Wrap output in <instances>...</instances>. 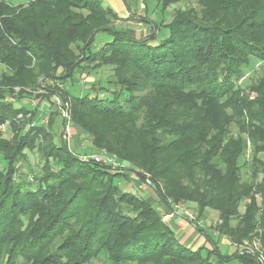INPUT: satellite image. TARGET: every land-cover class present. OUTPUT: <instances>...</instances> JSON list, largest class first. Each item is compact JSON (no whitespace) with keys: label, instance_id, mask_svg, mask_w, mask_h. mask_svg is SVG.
I'll return each instance as SVG.
<instances>
[{"label":"trees","instance_id":"1","mask_svg":"<svg viewBox=\"0 0 264 264\" xmlns=\"http://www.w3.org/2000/svg\"><path fill=\"white\" fill-rule=\"evenodd\" d=\"M15 1L0 0V65L20 64L13 75L0 70V125L9 122L14 130L26 125L16 143L0 140L6 163L0 170V264L19 259L25 264H264L258 254L222 253L208 235L206 246L191 250L156 209L157 202L170 207L188 201L201 212L212 206L229 227L239 204L251 201L243 218L245 234L264 227V78L251 88L239 84L256 63H264V0H196L195 7L187 6L169 22L147 12L141 20L151 34L141 38L115 25L106 30L92 25L89 32L90 20H97L77 11L111 17L115 24L122 19L101 0ZM154 1L163 3L164 11L189 2ZM102 34L111 40L98 49ZM74 44L81 58L69 49ZM33 60L36 68L27 70ZM105 66H113L114 75L70 105L106 121L96 145L121 165L156 174L183 170V177L167 183L169 195L153 189L157 199L145 200L123 192L117 184L123 174L82 160L59 142L55 113L47 131L37 120L40 107L32 112L7 102L15 97L13 86L27 87L40 77L56 80L60 68L65 70L60 79L68 80ZM143 89L151 91L147 100L137 95ZM133 144L139 165L130 155ZM161 150L170 159L161 160ZM27 152L43 162L42 173L31 169L34 183L18 176L29 164ZM162 161L167 166L158 169ZM135 173L145 178L141 170ZM182 180L189 185L182 186Z\"/></svg>","mask_w":264,"mask_h":264},{"label":"rangeland","instance_id":"2","mask_svg":"<svg viewBox=\"0 0 264 264\" xmlns=\"http://www.w3.org/2000/svg\"><path fill=\"white\" fill-rule=\"evenodd\" d=\"M101 1L104 7L111 8L116 12L120 13L121 15L125 14L126 10L127 16L126 18L121 19L115 24L112 21L113 19L111 17L91 15L90 12L86 10L77 11V13L82 14V16H84L87 20H90L91 18L97 20V22L90 20L87 25L88 31L90 32L92 28V30H95L98 26H104L106 30L108 28H112L110 26L115 25L116 27L127 31L129 34L135 35L138 38L145 37L151 34L149 26H147L141 20V18L145 17V14L147 12H149L152 19L157 20L158 22L164 19L166 22H169L179 12L183 13L187 6H196V0H189V2L183 1L178 5H171L164 11L163 3L158 4L154 0H150L148 4H146L144 0H127V5L130 8L129 11L126 3H124L123 0ZM21 2L24 3V1L19 0L13 2V4L15 5ZM92 25L94 26L90 29ZM110 40L111 38L108 37L107 34H102L98 37L95 47L99 49L103 46V43L108 42ZM66 48L67 46L65 45L64 51H67ZM69 49L73 51L75 58L82 57V52L77 48L76 44L70 45ZM36 64V61L33 60L32 64H30L29 67H26L27 70L28 68L30 70H33L34 67L36 68ZM19 65L20 64H15L12 69L0 65V70H4L7 74L13 75L12 72L14 74L18 73L20 67ZM113 70V66H105L100 68L99 73L95 72L92 75H88L86 73H79L74 79L72 78L66 80L60 79V77L64 76L65 74V70L63 68H60L59 70H56V80H49L47 82L40 77L37 81H34L31 85L27 87L20 88L13 86L11 90L15 97L8 98L7 102H13L15 103L16 107H24L32 112L35 110H37L38 112V108L40 107L37 120L40 121V126H43L47 131H49L48 127L51 125V114L55 113L57 118L54 125L56 127L54 129V132L59 137V142L65 144L69 151L74 153L82 160L91 161L94 160L95 157L101 156L103 161L100 164L110 167L109 171L111 172V174H123V176L120 177L117 182L123 192L130 191L131 193L142 197L145 200L157 199L154 190L158 189L162 190L163 194L169 195L170 190L167 187V183H172L174 178L176 177H183V170L176 171L173 174H168L166 172H159L158 174H156L155 171L149 172L146 168L139 169V167L137 168L135 164V166L129 168L121 165L117 160L116 155H112L108 152L107 149H102L100 146L96 145L95 135H97L98 138L102 139L101 132L102 128L107 125L106 121L95 118L94 116L88 114L87 111L82 110L77 106L70 105V100H72V98L85 96L86 94H88L89 91H91V88L95 84H97L98 81L105 83L109 77L114 75ZM262 78H264V63L258 62L256 63L255 67L251 71H249L244 78L240 80L239 84L242 85L243 89L249 87L251 88L252 86L256 85L257 82ZM50 88H52L51 90H55L53 91L55 92L54 94L51 93L52 91H49ZM66 93H69V95H67V103L66 101H64L63 97ZM150 93V89H143L138 91L137 95L147 100V97ZM23 94L25 95L26 99L19 101V95ZM90 95L91 98H94L97 93L93 92ZM38 97L43 98L41 105ZM253 97H255V95H253ZM19 118L24 119L22 118V115H20ZM26 118V121L31 119V115H27ZM78 123H80L82 126H80V124L78 125ZM25 125L26 123H19L17 127L18 130H14L11 126V123L9 122L4 125H0V140L11 144L16 143V141L19 140V136L22 135H20L18 131L20 130V128H24ZM142 125L143 121H139V123L136 125L138 130ZM85 128H90L93 134H89L87 131H84ZM138 130H135L137 133V137L139 138V141H143V137L139 135ZM234 133L236 134L238 133V131L234 129ZM135 148H137L136 144H133L132 146L130 145V149H133L130 151V155L134 158L133 162L139 165L140 156L137 155V149ZM252 153V149H249V153H247V160L252 159ZM27 154L29 157V164L25 165V167H20V175L18 176L21 177L22 175L25 179L34 183L35 181L31 169L38 174L42 173L41 170L43 167V162H41L40 158L36 157L37 155L32 154L30 152H27ZM159 155H161V160L170 159V153H168V151L161 150ZM261 158L264 160V154H262ZM162 163H164V161H162ZM241 163L243 164V161ZM164 164L165 165L161 164L158 169H163L165 166H167V163ZM5 166L6 163L3 157L0 156V170H4ZM134 170L137 172L141 170V173L143 172L145 178H139ZM199 174L200 173H198V171H195L194 179H199ZM154 182H156L157 185H155ZM188 182L189 180H182L181 185L186 187L189 185ZM193 189L194 188H192L191 190ZM248 203H251V201L245 202L244 200L239 204L238 213L234 216L233 219L230 220L229 227L225 226V222L223 221L224 218L221 216L220 212L212 206H207L203 208V212H201L200 208H198V205L196 203H191L188 201H181L179 204L171 203L170 207L166 206L164 203L157 202L156 209L165 223H169L174 218H184L185 220H187L188 225H190L189 229L192 228L203 236L200 241L202 245L205 242L208 244V241L206 239V236L208 235L213 240H218L217 243L220 242V250L224 254H230L236 250L237 252L241 251L242 253L245 252L254 255L258 254L261 257H264V227H261L259 225V227L251 231V233L246 232L245 234L246 225L243 221V218L247 216V206L249 205ZM186 212L190 214V217H187ZM198 228H201L203 232H201ZM223 241H228L230 244L232 241L233 244H235L234 248L229 249V247H227V245ZM198 245L199 243L195 244V246L193 247H197ZM202 245L199 246V248H191V250L196 251L204 247ZM18 264H25V262L22 259H19ZM94 264H100V262L97 261L94 262Z\"/></svg>","mask_w":264,"mask_h":264},{"label":"crops","instance_id":"3","mask_svg":"<svg viewBox=\"0 0 264 264\" xmlns=\"http://www.w3.org/2000/svg\"><path fill=\"white\" fill-rule=\"evenodd\" d=\"M126 14H127L126 10H125V14H123V15H121L119 13V15L122 19L126 18V16H127ZM167 224L169 226H171V228L174 230V232L176 234L177 239L184 246L189 247L190 249L191 248L194 249V248H199V246L202 245V243L200 241H201L203 236L201 234H199L197 231L193 230L192 228L189 229L190 225H188L187 220H185L184 218H181V219L180 218H177V219L174 218ZM190 231H192V232H190ZM213 241H215L216 243L218 242V240H213ZM223 242L227 245V247H229V249L234 248L228 241H223ZM198 243H199V245L197 247H193V246H195V244H198ZM206 245H207V243L205 242L202 246H206ZM217 245L220 248V242L217 243ZM230 254H232V253H230Z\"/></svg>","mask_w":264,"mask_h":264},{"label":"built area","instance_id":"4","mask_svg":"<svg viewBox=\"0 0 264 264\" xmlns=\"http://www.w3.org/2000/svg\"><path fill=\"white\" fill-rule=\"evenodd\" d=\"M94 161L97 162V163H101L103 161L102 157L101 156H97L94 158ZM179 208V207H177ZM187 213V217H190V214L188 212Z\"/></svg>","mask_w":264,"mask_h":264}]
</instances>
